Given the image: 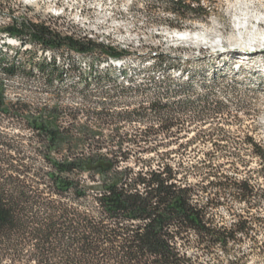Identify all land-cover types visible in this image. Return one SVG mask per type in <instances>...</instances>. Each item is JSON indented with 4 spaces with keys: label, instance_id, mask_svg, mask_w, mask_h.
Listing matches in <instances>:
<instances>
[{
    "label": "trees",
    "instance_id": "trees-1",
    "mask_svg": "<svg viewBox=\"0 0 264 264\" xmlns=\"http://www.w3.org/2000/svg\"><path fill=\"white\" fill-rule=\"evenodd\" d=\"M209 1L164 0L162 10L172 17L170 27L181 26L205 20ZM4 31L27 36L43 51L67 46L80 53L98 51L108 59L126 55L61 36L42 24L13 21ZM48 61L38 68L51 85L63 72L55 58ZM0 67L8 76L20 69L16 62ZM88 86L83 82V89ZM110 111L105 106L83 111L58 105L36 108L20 100L9 103L0 82V117L20 120L27 131L11 134L0 128V264H198L190 251L226 250L236 236L248 234L247 218L238 216L229 228L210 218L211 210L227 196L239 203L250 201L254 189L248 179L221 173L220 166L211 164L210 152L196 164H174L170 156L187 151L190 143L168 150L167 145L132 140L179 132L178 122L188 113L198 122L228 115L227 106L201 102L197 107H178L175 102L155 101L129 114ZM80 114L92 123L76 122ZM150 118L157 121V128L134 130L131 136L117 126L109 129L113 122ZM64 119L73 122L64 126ZM246 143L264 165L261 146L250 137ZM132 152L155 153L157 163L131 158Z\"/></svg>",
    "mask_w": 264,
    "mask_h": 264
},
{
    "label": "rangeland",
    "instance_id": "rangeland-1",
    "mask_svg": "<svg viewBox=\"0 0 264 264\" xmlns=\"http://www.w3.org/2000/svg\"><path fill=\"white\" fill-rule=\"evenodd\" d=\"M163 4L164 0H0V63L20 65L13 76L0 67L6 101L83 111L105 106L114 114L145 109L155 101L175 102L178 107H197L201 102L227 106L228 115L198 122L188 113L178 122L179 132L175 129L171 135L158 133L132 140L167 145L168 150L190 143L187 151L170 156L174 164H196L210 152L211 164L220 166L221 173L248 179L254 189L249 202L239 203L227 196L210 212L215 224L228 228L238 216L247 218L248 234L236 236L226 250L216 247L211 254L189 253L198 258V264H264V165L246 143L250 137L264 150V39L257 36V42H249L252 35L264 33V0H210L205 20L181 26L175 23V27L169 26L172 17L162 10ZM13 17L21 20L19 24H42L74 38L93 37L126 55L108 59L98 51L80 53L63 46L50 55L59 58L55 64L63 72L62 78L49 85L38 68L49 62L42 47L32 41L23 44L25 37L4 35ZM241 22H245L241 29L245 45H235ZM176 32L196 35L186 40ZM83 82L89 84L87 89ZM85 121L92 123L80 114L76 122ZM72 122L64 119L62 124ZM116 126L131 136L134 130L157 128L158 124L153 118L121 120L109 129ZM0 128L11 134L27 133L20 120L3 115ZM202 132L211 136L204 137ZM215 146L223 148L216 150ZM159 148L161 152L165 147ZM129 157L157 163L155 153L132 152ZM205 196L200 198L203 203Z\"/></svg>",
    "mask_w": 264,
    "mask_h": 264
},
{
    "label": "bare ground",
    "instance_id": "bare-ground-1",
    "mask_svg": "<svg viewBox=\"0 0 264 264\" xmlns=\"http://www.w3.org/2000/svg\"><path fill=\"white\" fill-rule=\"evenodd\" d=\"M245 22H241V23H239L238 25H239V27H238V30H239V35H235V41H236V44L235 45H245L244 44V42H243V38H242V32H241V29H243V28H245V24H244ZM260 32V31H259ZM4 35L6 36V37H12V36H9L6 32H4ZM196 34H190V33H185V32H176V36L177 37H179V38H181V39H192V38H194V36H195ZM257 36H262L263 37V39H264V33H257V34H255V35H252V37H251V39H250V41L249 42H252V41H256V39L258 38ZM74 38V37H73ZM84 38H86V36L84 37ZM88 38V39H87ZM86 39L88 40V41H93L94 43H96V44H101L102 42H98L97 40H94V38L93 37H87ZM178 38V39H179ZM92 39V40H91ZM9 41H12V39H10L9 38ZM257 42V41H256ZM22 43L24 44V42L22 41ZM32 44V43H31ZM101 45H103V44H101ZM6 46V45H5ZM104 46H106V45H104ZM107 47V46H106ZM234 49H237V50H241V48H245V47H242V46H234L233 47ZM42 52H44V55L50 60V59H52L51 58V56L50 55H52L51 53V50H49V49H47V50H45V51H43L42 50ZM55 59H57V62L59 61V58H55Z\"/></svg>",
    "mask_w": 264,
    "mask_h": 264
},
{
    "label": "built area",
    "instance_id": "built-area-1",
    "mask_svg": "<svg viewBox=\"0 0 264 264\" xmlns=\"http://www.w3.org/2000/svg\"><path fill=\"white\" fill-rule=\"evenodd\" d=\"M3 15H6V14H3ZM12 21H21L20 19H18V18H16V17H13L12 18ZM52 30V29H51ZM58 34H60L61 36H67V37H70V38H72V36L71 35H69L68 33L67 34H61V32L59 33V32H57ZM23 37H25V43H30L31 41H30V39H28L27 38V36H23ZM72 39H74V40H80V41H88L86 38H72ZM33 42V41H32ZM91 42V41H90ZM93 43V42H92ZM40 45V44H39ZM98 45H101V44H98ZM41 46V45H40ZM102 46H104V45H102ZM67 50H72L71 48H69L68 49V47H67ZM58 51V50H57Z\"/></svg>",
    "mask_w": 264,
    "mask_h": 264
}]
</instances>
